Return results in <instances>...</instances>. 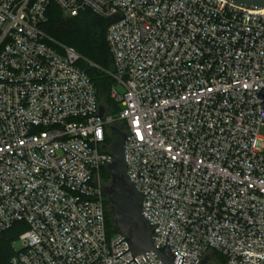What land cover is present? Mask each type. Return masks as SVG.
Instances as JSON below:
<instances>
[{
  "label": "built area",
  "instance_id": "built-area-1",
  "mask_svg": "<svg viewBox=\"0 0 264 264\" xmlns=\"http://www.w3.org/2000/svg\"><path fill=\"white\" fill-rule=\"evenodd\" d=\"M54 2L109 23L105 111L82 56L43 29ZM122 86L124 93L117 87ZM264 10L228 0H0V234L10 264H126L107 231L111 126L156 247L177 263L264 264ZM16 243L20 246L16 247ZM138 264H162L154 252ZM128 264H136L133 260Z\"/></svg>",
  "mask_w": 264,
  "mask_h": 264
},
{
  "label": "trees",
  "instance_id": "trees-1",
  "mask_svg": "<svg viewBox=\"0 0 264 264\" xmlns=\"http://www.w3.org/2000/svg\"><path fill=\"white\" fill-rule=\"evenodd\" d=\"M108 26L106 18L87 9L65 19L62 9L52 2L48 7L47 21L42 27L51 38L74 48L82 56L78 64L93 82L100 105L109 115H114L121 107L111 97L115 80L111 75L114 65L106 38ZM107 143H110V137H107ZM102 177L104 185H110L112 177L108 169L102 170ZM105 202L110 207L107 197ZM106 216L108 234L113 235L118 229L110 208H107ZM22 228V224L16 223L0 234V264H10L15 254L14 242Z\"/></svg>",
  "mask_w": 264,
  "mask_h": 264
},
{
  "label": "water",
  "instance_id": "water-1",
  "mask_svg": "<svg viewBox=\"0 0 264 264\" xmlns=\"http://www.w3.org/2000/svg\"><path fill=\"white\" fill-rule=\"evenodd\" d=\"M229 2L238 6L251 9V10H264V0H228ZM63 17L65 19L71 18V15L67 11H63ZM114 17L107 19L110 22ZM106 109L104 106H100V116H103ZM111 150L114 160L108 164V171L112 177L110 185L103 187L107 200L110 205V212L113 216L115 225L118 231L127 237L118 242L115 246L127 241L129 249L115 257L117 259L122 254L130 250L133 259L127 262L135 260V256L143 254L146 260H148L145 253L154 252L158 258L162 261V264H182L185 256H179L177 263H175V255L170 251V245L167 244L168 236L166 238V245L163 247H156L154 243L153 233L155 228L160 225L152 224L143 212L144 198L149 194L139 192L134 182L132 181L127 170L126 155L124 141L128 135L116 125L111 126ZM209 254L205 255L204 259L199 264H210ZM151 264V263H150Z\"/></svg>",
  "mask_w": 264,
  "mask_h": 264
},
{
  "label": "rangeland",
  "instance_id": "rangeland-1",
  "mask_svg": "<svg viewBox=\"0 0 264 264\" xmlns=\"http://www.w3.org/2000/svg\"><path fill=\"white\" fill-rule=\"evenodd\" d=\"M117 89H118L119 93H121V94L124 93V88L122 86H118ZM114 116H117V113L114 114ZM260 135L263 137V140H264V124L260 128ZM19 246H20V244L16 243V247H19Z\"/></svg>",
  "mask_w": 264,
  "mask_h": 264
}]
</instances>
